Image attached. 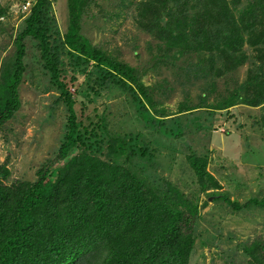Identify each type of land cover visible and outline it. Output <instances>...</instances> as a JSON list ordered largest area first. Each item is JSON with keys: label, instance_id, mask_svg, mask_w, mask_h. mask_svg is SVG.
<instances>
[{"label": "rangeland", "instance_id": "374dc122", "mask_svg": "<svg viewBox=\"0 0 264 264\" xmlns=\"http://www.w3.org/2000/svg\"><path fill=\"white\" fill-rule=\"evenodd\" d=\"M35 1L0 0L5 9L0 15V67L13 57V40ZM145 1L91 0L81 21V33L92 45L134 68L140 89L129 82L116 83L105 68L67 54L60 42L68 22L67 0H48L44 15L52 25L50 46L57 55L60 80L74 98L83 133L80 151L118 162L156 186L158 193L169 194L170 201L196 206L188 264H248L245 247L264 241V92L256 91L248 78L264 72V64H254V46L247 43L241 48L247 59L232 68L216 50L180 53L168 47L161 35L142 26ZM245 4L234 2L238 8ZM152 6L159 14L160 5ZM255 13L254 30L262 31L264 11ZM162 16L164 23L167 15ZM25 45L20 106L0 125V164L9 170L8 184L34 180L67 133L60 91L43 66L36 42L27 38ZM244 98L257 104H247ZM110 139L126 142L119 157L110 151ZM189 157L205 162L208 175L202 180ZM209 181L214 188L203 187ZM221 196L241 205L255 198L259 204L235 210Z\"/></svg>", "mask_w": 264, "mask_h": 264}, {"label": "trees", "instance_id": "16d2710c", "mask_svg": "<svg viewBox=\"0 0 264 264\" xmlns=\"http://www.w3.org/2000/svg\"><path fill=\"white\" fill-rule=\"evenodd\" d=\"M231 1L232 5L229 0H147L140 19L143 28L180 53L216 50L218 58L232 68L247 59L241 50L247 43L254 46V64L263 65L264 30H254L257 15L253 12L264 11V0ZM90 2L67 0L68 22L61 47L67 54L105 68L116 83L129 82L142 89L133 67L114 60L81 33L82 15ZM155 2L160 5L159 14H154ZM234 2L246 4L238 8ZM47 5L48 0L34 2L23 30L13 40V57L0 67V125L20 106L18 85L25 70V39L31 38L66 106L67 133L53 159L37 169L32 181L6 183L9 170L0 164V264H188L196 206L170 201L169 194L158 193L156 186L127 172L118 162L80 151L83 133L74 98L60 80L57 55L50 46L52 25L44 15ZM4 10L0 6V15ZM162 14L167 15L164 23ZM248 79L256 91L264 92L262 70ZM137 100L140 103V97ZM108 147L119 157L126 142L110 139ZM75 149L79 151L71 155ZM188 159L199 180L208 175L204 161ZM58 161L63 163L55 165ZM203 187L214 188L215 183L209 181ZM221 198L235 210L248 203L259 204L255 198L242 205ZM245 248L248 264H264V241L257 239Z\"/></svg>", "mask_w": 264, "mask_h": 264}]
</instances>
